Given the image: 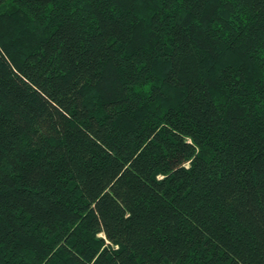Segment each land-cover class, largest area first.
Segmentation results:
<instances>
[{
	"label": "trees",
	"instance_id": "1",
	"mask_svg": "<svg viewBox=\"0 0 264 264\" xmlns=\"http://www.w3.org/2000/svg\"><path fill=\"white\" fill-rule=\"evenodd\" d=\"M0 264H264V0H0Z\"/></svg>",
	"mask_w": 264,
	"mask_h": 264
},
{
	"label": "rangeland",
	"instance_id": "2",
	"mask_svg": "<svg viewBox=\"0 0 264 264\" xmlns=\"http://www.w3.org/2000/svg\"><path fill=\"white\" fill-rule=\"evenodd\" d=\"M223 59H225V58H223ZM219 61H223L222 59H220V60H218L217 62H214V61H211V60H208L207 62H206V65H208V66H212L213 64H216V63H218ZM220 62V63H221Z\"/></svg>",
	"mask_w": 264,
	"mask_h": 264
}]
</instances>
